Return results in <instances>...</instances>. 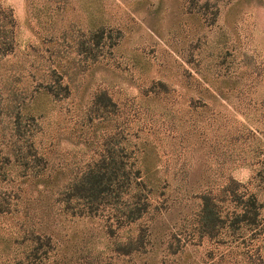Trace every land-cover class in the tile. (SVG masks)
Returning a JSON list of instances; mask_svg holds the SVG:
<instances>
[{
	"label": "rangeland",
	"instance_id": "obj_1",
	"mask_svg": "<svg viewBox=\"0 0 264 264\" xmlns=\"http://www.w3.org/2000/svg\"><path fill=\"white\" fill-rule=\"evenodd\" d=\"M1 10L15 23L0 50V264L264 260L259 238L220 245L202 217L204 196L233 185L264 223V0H0V23ZM102 159L140 171L134 221L132 185L98 215L63 202Z\"/></svg>",
	"mask_w": 264,
	"mask_h": 264
},
{
	"label": "trees",
	"instance_id": "obj_2",
	"mask_svg": "<svg viewBox=\"0 0 264 264\" xmlns=\"http://www.w3.org/2000/svg\"><path fill=\"white\" fill-rule=\"evenodd\" d=\"M9 11V12H8ZM3 11L2 22L0 23V50L7 54L8 50L14 49V18L10 10ZM107 162L102 159L86 170L77 180H75L62 194L66 207L75 200L83 205L84 210L80 215H98L104 207L114 202L122 200L124 194H129V187L132 185L131 204L127 211L130 221L139 218L146 207V201L141 203V195L144 186L138 169L133 172L126 171L121 165V161ZM237 185V184H236ZM224 195L215 198L212 195L204 196L202 208L203 227L220 245H228V242L246 243L245 238L250 234L251 238H259L260 245L264 244V223L259 218L260 203L254 194H248L246 190L238 191L235 186L224 189ZM228 200L229 207L224 210L221 201ZM232 204V205H231ZM254 237V235H256ZM143 244V238H133L130 240L129 249L138 250ZM238 246V245H237ZM232 251V250H231ZM210 250V258L216 257L218 264H225L227 252L218 251L213 255ZM257 259L259 264L264 262L263 255L259 252ZM238 263L235 260V264Z\"/></svg>",
	"mask_w": 264,
	"mask_h": 264
}]
</instances>
